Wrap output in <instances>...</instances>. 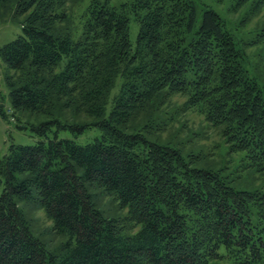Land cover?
I'll list each match as a JSON object with an SVG mask.
<instances>
[{
  "label": "trees",
  "instance_id": "obj_1",
  "mask_svg": "<svg viewBox=\"0 0 264 264\" xmlns=\"http://www.w3.org/2000/svg\"><path fill=\"white\" fill-rule=\"evenodd\" d=\"M70 2L0 0L21 23L0 47L12 113L45 118L35 144L0 158V264H264V187L162 137L196 111L240 168L264 174V90L220 15L205 8L197 25L192 0H90L75 20ZM94 129L83 144L58 137ZM24 201L64 238L55 250Z\"/></svg>",
  "mask_w": 264,
  "mask_h": 264
},
{
  "label": "rangeland",
  "instance_id": "obj_2",
  "mask_svg": "<svg viewBox=\"0 0 264 264\" xmlns=\"http://www.w3.org/2000/svg\"><path fill=\"white\" fill-rule=\"evenodd\" d=\"M90 0H72L69 7L72 10V17L78 20V16L88 5ZM132 0H108L111 6H119ZM196 9V24L202 20L203 10L211 8L217 12L225 23L226 28L234 37L241 52L242 62L248 71L264 90V3L254 8L253 1H248L238 6L236 0H192ZM14 6L8 5L0 9V47L15 39L21 33V23L13 18ZM22 17L20 16L19 19ZM139 29L138 22L129 16V39L135 42ZM6 67L0 56V158L8 151L11 144H35L39 137L31 126L45 120L42 115H33L28 112L12 113L9 99V88L5 79ZM179 103L182 98H177ZM1 112L5 113L2 116ZM176 120L172 122L174 130L169 128L162 134L168 137L170 132L176 136V141L183 142L182 147L185 153L203 155L204 160L200 165L210 168H227L225 173H232L231 176L238 187L251 189L252 187H264V174L252 170L240 168L241 156L230 153L227 144L219 131L211 127L202 115L196 111L177 112ZM179 131V133L177 132ZM97 130H87L80 135L74 136L67 130L58 132L59 138H70L77 143L91 141ZM53 136L49 133V137ZM180 137V138H178ZM183 137V138H182ZM21 207L30 220L32 231L51 250H55L64 239L50 229V221L45 217L42 208L35 202H22ZM215 264H232L230 260L224 259Z\"/></svg>",
  "mask_w": 264,
  "mask_h": 264
}]
</instances>
